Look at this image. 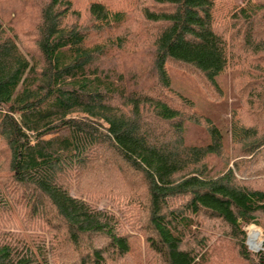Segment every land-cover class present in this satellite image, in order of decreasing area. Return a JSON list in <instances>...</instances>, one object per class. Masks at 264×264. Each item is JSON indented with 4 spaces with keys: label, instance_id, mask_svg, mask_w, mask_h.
<instances>
[{
    "label": "trees",
    "instance_id": "obj_1",
    "mask_svg": "<svg viewBox=\"0 0 264 264\" xmlns=\"http://www.w3.org/2000/svg\"><path fill=\"white\" fill-rule=\"evenodd\" d=\"M220 240L264 264V0L0 4V264H210Z\"/></svg>",
    "mask_w": 264,
    "mask_h": 264
},
{
    "label": "rangeland",
    "instance_id": "obj_2",
    "mask_svg": "<svg viewBox=\"0 0 264 264\" xmlns=\"http://www.w3.org/2000/svg\"><path fill=\"white\" fill-rule=\"evenodd\" d=\"M4 1H6V0H0V4H3L4 3ZM3 23H4V21H3ZM180 75H179V73H175V83H172V86H174V88H176V89H181V85H184V84H186L187 85V83H184V81H180V77H179ZM220 82L222 83V80H220ZM188 86V85H187ZM228 108H231V105L234 103V98L232 97V92H229L228 93ZM229 104H230V106H229ZM226 119H229L230 118V114H226ZM211 163L214 165L215 163H219L217 160H212L211 161ZM229 166H232V163L230 162L229 163ZM109 171H110V169L108 168L107 170H106V172L104 173V177H106L107 175L109 176ZM96 175H97V173H96ZM97 178H95V179H101L102 177L99 175V177H98V175L96 176ZM94 177H92L91 179H93ZM87 179V178H86ZM111 191H117L116 190V188L114 187ZM98 206L99 207H103V205H102V203L100 204H98ZM251 229H254V230H257L258 232H259V237H260V241L262 242V235H263V230L261 229V227H259V226H255V225H249V226H246L245 227V232H246V241H245V244H246V247H247V249L249 250V251H251V252H257L258 250H260L261 249V246H260V248L258 249V250H256V249H251L250 247H249V245H248V240L247 239H249V237H248V234H249V231H252ZM41 233V232H40ZM45 236H46V234L45 233H43ZM250 236V235H249ZM219 239V236H218V238L217 239H215V240H218ZM218 243H219V245H218ZM211 246H213V247H215V249L213 250V252H212V255H211V262H210V264H225V263H227L226 262V260L223 258V259H221L223 256H225V255H222V253L221 252H223V254H226V250H225V247H227V246H231L230 244H228L226 241H225V243H223V240H220V241H218V242H216V241H212V243H211ZM229 249H231V248H229ZM254 250H256V251H254ZM228 251V250H227ZM230 252V251H229ZM219 259H221V262H218V260ZM230 262L231 261H229L227 264H230Z\"/></svg>",
    "mask_w": 264,
    "mask_h": 264
},
{
    "label": "bare ground",
    "instance_id": "obj_3",
    "mask_svg": "<svg viewBox=\"0 0 264 264\" xmlns=\"http://www.w3.org/2000/svg\"><path fill=\"white\" fill-rule=\"evenodd\" d=\"M252 231H249L248 237V245L249 247L253 250L256 249L258 250L261 246V241H260V235L257 230L251 229ZM250 235V236H249ZM254 250V251H256Z\"/></svg>",
    "mask_w": 264,
    "mask_h": 264
},
{
    "label": "water",
    "instance_id": "obj_4",
    "mask_svg": "<svg viewBox=\"0 0 264 264\" xmlns=\"http://www.w3.org/2000/svg\"><path fill=\"white\" fill-rule=\"evenodd\" d=\"M262 243V242H261Z\"/></svg>",
    "mask_w": 264,
    "mask_h": 264
}]
</instances>
